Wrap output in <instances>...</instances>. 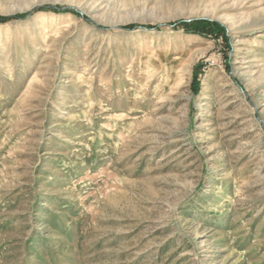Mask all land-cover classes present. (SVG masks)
<instances>
[{
	"label": "rangeland",
	"instance_id": "1",
	"mask_svg": "<svg viewBox=\"0 0 264 264\" xmlns=\"http://www.w3.org/2000/svg\"><path fill=\"white\" fill-rule=\"evenodd\" d=\"M0 264H264V0H0Z\"/></svg>",
	"mask_w": 264,
	"mask_h": 264
},
{
	"label": "trees",
	"instance_id": "2",
	"mask_svg": "<svg viewBox=\"0 0 264 264\" xmlns=\"http://www.w3.org/2000/svg\"><path fill=\"white\" fill-rule=\"evenodd\" d=\"M178 25L183 26L189 32L198 33V34H206V32L209 31L210 29L211 30L213 29L214 31L215 30L221 31L223 28L218 23H211L210 21L207 20H198L194 22L180 21ZM133 27H135V25L133 24L128 26V28H133Z\"/></svg>",
	"mask_w": 264,
	"mask_h": 264
},
{
	"label": "bare ground",
	"instance_id": "3",
	"mask_svg": "<svg viewBox=\"0 0 264 264\" xmlns=\"http://www.w3.org/2000/svg\"><path fill=\"white\" fill-rule=\"evenodd\" d=\"M145 61L150 62L151 61L150 57L149 56L146 57V60Z\"/></svg>",
	"mask_w": 264,
	"mask_h": 264
}]
</instances>
